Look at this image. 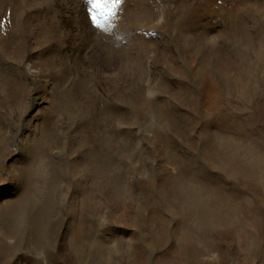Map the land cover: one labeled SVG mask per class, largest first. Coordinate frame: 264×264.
Wrapping results in <instances>:
<instances>
[{
    "label": "rangeland",
    "instance_id": "374dc122",
    "mask_svg": "<svg viewBox=\"0 0 264 264\" xmlns=\"http://www.w3.org/2000/svg\"><path fill=\"white\" fill-rule=\"evenodd\" d=\"M0 0V264H264V0Z\"/></svg>",
    "mask_w": 264,
    "mask_h": 264
},
{
    "label": "snow or ice",
    "instance_id": "6c2138e0",
    "mask_svg": "<svg viewBox=\"0 0 264 264\" xmlns=\"http://www.w3.org/2000/svg\"><path fill=\"white\" fill-rule=\"evenodd\" d=\"M111 2L112 0H91L90 7L95 11L96 15H92L90 18L96 22L97 16H103L105 10Z\"/></svg>",
    "mask_w": 264,
    "mask_h": 264
}]
</instances>
